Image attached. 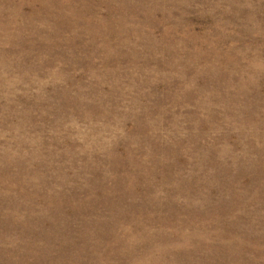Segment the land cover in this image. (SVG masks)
Masks as SVG:
<instances>
[{"label": "rangeland", "instance_id": "rangeland-1", "mask_svg": "<svg viewBox=\"0 0 264 264\" xmlns=\"http://www.w3.org/2000/svg\"><path fill=\"white\" fill-rule=\"evenodd\" d=\"M0 264H264V0H0Z\"/></svg>", "mask_w": 264, "mask_h": 264}]
</instances>
